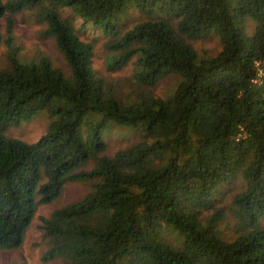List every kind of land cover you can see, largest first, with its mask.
Returning a JSON list of instances; mask_svg holds the SVG:
<instances>
[{
    "label": "trees",
    "instance_id": "1",
    "mask_svg": "<svg viewBox=\"0 0 264 264\" xmlns=\"http://www.w3.org/2000/svg\"><path fill=\"white\" fill-rule=\"evenodd\" d=\"M65 9L74 16L62 15ZM130 9L145 19L122 32ZM24 11L45 25L42 34L66 69L46 56L19 61L7 19V41L0 32L9 62L0 69V250L20 248L38 206L78 181L88 193L41 219L44 261L264 264V0H0V20ZM86 23L118 52L109 69L138 58L143 89L128 104L94 69ZM211 34L220 51L199 55L193 42ZM170 76L178 78L174 90L155 97L151 88ZM40 111L49 122L38 141L4 136ZM113 127L138 131L140 141L106 153ZM227 214L235 219L230 241L217 228ZM162 226L183 246L160 241Z\"/></svg>",
    "mask_w": 264,
    "mask_h": 264
},
{
    "label": "rangeland",
    "instance_id": "2",
    "mask_svg": "<svg viewBox=\"0 0 264 264\" xmlns=\"http://www.w3.org/2000/svg\"><path fill=\"white\" fill-rule=\"evenodd\" d=\"M2 3L9 0H1ZM64 16H74L69 9L62 10ZM11 16L14 24L11 32L10 44L16 51V57L20 61L29 62L40 56H46L51 63L63 70L66 69L65 62L56 48L53 39L46 38L42 32L45 25L38 23L34 17V12L24 11L16 15L6 14L0 20V32L3 40H8L7 35V19ZM145 16L140 14L136 9H130L127 17L123 19L122 32L125 29H131L133 25L144 20ZM76 28L81 27V20L74 17ZM247 31L252 34L254 23L247 20ZM84 38L91 43L93 47V67L100 77H102L106 85L114 92L115 96L120 99L123 104L133 101L139 89H143L142 85L136 84L135 74L140 71V65L137 57H133L125 65H121L117 69H109V63L118 52L111 51L108 42L110 39L102 35L92 25L86 23L82 32ZM0 46V69L9 67L8 47L2 43ZM193 47L201 56L213 57L220 51V43L218 38L211 34L204 39L193 42ZM178 83V78L170 76L151 88L152 94L158 98H166L174 90ZM49 118L46 111H40L35 116L22 122L18 126H13L5 130L4 136L11 139H17L27 144L38 141L45 133L48 126ZM87 126V125H85ZM83 126V133L85 132ZM88 128V126H87ZM83 138L85 136L83 135ZM107 143L108 154L127 147L130 144L140 141L138 131L127 130L121 127H113L109 135L104 137ZM89 170V167L86 168ZM237 184L234 182L232 186ZM89 191V184L85 182L68 183L61 196L50 204L39 205L36 215L34 216L29 228L25 234L24 241L20 248L13 250H0V264H64L62 261H44L43 254L48 249L46 239L43 237L42 218H48L50 214L67 204L76 202L83 198ZM230 204V200L227 201ZM210 213H205L208 217ZM235 219L227 214L225 219L217 224L218 230L222 233L225 240L230 241L234 236ZM264 226V219L261 221ZM156 237L163 243L180 248L183 246L184 240L172 227L162 226L156 233Z\"/></svg>",
    "mask_w": 264,
    "mask_h": 264
},
{
    "label": "built area",
    "instance_id": "3",
    "mask_svg": "<svg viewBox=\"0 0 264 264\" xmlns=\"http://www.w3.org/2000/svg\"><path fill=\"white\" fill-rule=\"evenodd\" d=\"M256 65H257V67L259 68V69H258V70H259V74H258V75L260 76V75H261V70H262V68H260V64H259V63H257ZM262 65H263V64H262Z\"/></svg>",
    "mask_w": 264,
    "mask_h": 264
}]
</instances>
